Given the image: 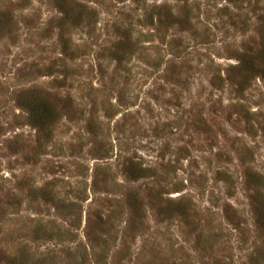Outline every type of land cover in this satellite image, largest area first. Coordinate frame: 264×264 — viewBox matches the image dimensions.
Segmentation results:
<instances>
[{
  "label": "rangeland",
  "instance_id": "1",
  "mask_svg": "<svg viewBox=\"0 0 264 264\" xmlns=\"http://www.w3.org/2000/svg\"><path fill=\"white\" fill-rule=\"evenodd\" d=\"M263 199L264 0H0V264H264Z\"/></svg>",
  "mask_w": 264,
  "mask_h": 264
},
{
  "label": "trees",
  "instance_id": "2",
  "mask_svg": "<svg viewBox=\"0 0 264 264\" xmlns=\"http://www.w3.org/2000/svg\"><path fill=\"white\" fill-rule=\"evenodd\" d=\"M61 6V8H63L62 7V5H60ZM64 10L63 11H66V8L64 7L63 8ZM62 10V9H61ZM66 14H67V12H66ZM245 61L246 62H243L241 65H240V67H242V68H244L245 67V69L247 70V79L249 80L253 75H254V73L256 72L255 71V69L250 65V62H248L246 59H245ZM249 68V70H248V68ZM254 70V71H253ZM263 72V71H262ZM257 73L259 74L260 73V71H257ZM252 75V76H251ZM250 76V77H249ZM261 76H263V73H262V75ZM260 204L261 205H263V208H264V199L263 200H261L260 201ZM264 222V221H263ZM57 230H59L60 231V229L59 228H56Z\"/></svg>",
  "mask_w": 264,
  "mask_h": 264
}]
</instances>
